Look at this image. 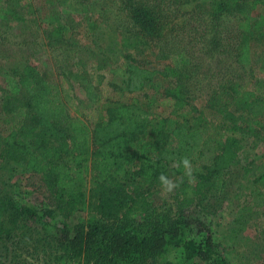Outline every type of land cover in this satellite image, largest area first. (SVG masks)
<instances>
[{"label":"trees","instance_id":"1","mask_svg":"<svg viewBox=\"0 0 264 264\" xmlns=\"http://www.w3.org/2000/svg\"><path fill=\"white\" fill-rule=\"evenodd\" d=\"M261 1L40 0L38 16L33 0H0L2 15L45 22L51 38L60 39L59 50L72 53L73 59L83 55L72 37L76 17L95 12L97 18L89 19L92 28H113L116 38L107 61L93 53L92 65L119 78L109 83L115 96H100L83 62L75 72L76 63L60 65L64 81L72 79L97 105V119L89 126L70 115L54 78L30 63L12 68L21 92L0 89V163L24 165L43 186L48 221L36 206L17 204L0 188V240L21 220L38 219L43 227L34 241L62 264H229L211 225L196 215L219 212L234 171L242 169V181L255 174L242 161L251 153L246 137L264 143V109L260 114L252 109L255 104L264 107V24L254 18ZM204 3L215 22L223 15L238 22L234 75L206 97L196 98L189 89V70L173 71L176 80L170 79L154 107L153 81L158 74L168 75L144 62L152 40L167 24L168 4L182 16ZM215 25L210 44L222 47ZM185 157L192 165L191 182L181 164ZM161 174L178 187L166 192ZM252 182L263 188L264 173ZM158 192L164 196L161 207L151 199ZM4 247L0 264L8 258L19 264L15 248ZM173 253L176 260L170 257Z\"/></svg>","mask_w":264,"mask_h":264},{"label":"rangeland","instance_id":"2","mask_svg":"<svg viewBox=\"0 0 264 264\" xmlns=\"http://www.w3.org/2000/svg\"><path fill=\"white\" fill-rule=\"evenodd\" d=\"M39 2L40 0H33L35 5L33 11L37 12L38 16H40L39 7L36 9V6ZM169 5L166 12L167 24L161 29V36L152 40L151 54L144 62L148 67L167 71L168 75L165 77L164 74H158L153 81L150 96L154 107L158 105L157 98L163 89L170 85V79L176 80L172 76L173 71L179 72L184 69L187 72L189 70L191 74L189 75L191 77L189 89L193 91L196 98L206 97L208 93L220 87L227 78L232 77L235 71L231 66L235 43L234 32L238 25L235 18L223 15L215 22L208 13H205L208 9L207 3L195 12L190 10L182 16L176 15L175 6ZM30 11L32 10H26V13ZM94 14L95 12L92 16L85 11L80 12L76 17L79 24L76 25L72 37L77 39V46L79 44L83 55L78 54L79 58L74 59L72 53L65 51L64 55L59 50L60 39L56 36L51 38V29L45 22L39 21L33 24L28 20L19 21L8 15L0 14V89H4L7 93L20 94L19 78L13 75L12 68L22 63H30L60 84L61 95L70 115L93 126L97 119V105L92 104L84 88L78 86L72 79L71 83L64 81L60 65L76 63L75 72L82 69L78 63L83 62L88 68V77L96 86L95 89L100 96L116 95L109 83L114 79H119L118 75L106 69L98 71L92 65L93 53H97L103 62L107 61L116 34L107 24V28L94 30L89 24L93 18H97L98 14ZM90 18L92 19L89 21ZM254 18L260 24H264V0L255 9ZM216 23H218L216 29L222 33V47L210 44L214 33H209V31L216 27ZM67 33L68 29L65 31V34ZM70 46H72V41L68 43V48ZM67 53L71 55L68 57V62L65 61L67 58H64ZM116 60L117 64L120 63V58ZM117 64L113 67H117ZM252 109L260 114L264 107L261 104H255ZM245 143L251 153L242 162L244 165L248 164L251 175L254 172L255 176H259L264 173V143L247 137ZM240 174H242V169L230 175L231 178L225 187L217 214L206 216L198 211L196 217L206 218V222L211 225L215 231L217 247L225 254L229 264H264V187L260 188L252 182L255 179L254 175L251 176L252 180L242 181ZM239 187L241 195L240 193L237 195ZM0 188L11 194L17 204L36 206L38 215L43 216V221H48L43 215L47 193L37 179L31 177V172L24 165L11 161L0 163ZM163 197L162 192L155 193L151 197L155 207H161ZM84 215L88 217L87 210ZM40 221L38 219L21 220L19 226L12 229L7 239L0 240V246L5 244V247L9 246L11 250L15 248L19 264H62L56 262L49 252L43 250L34 241L33 237H36V232L41 231L43 227ZM193 221L195 222V218ZM11 227L9 224V229ZM170 257L176 260L177 255L173 253ZM4 261L7 264L12 263L9 258ZM67 264L85 263L76 260Z\"/></svg>","mask_w":264,"mask_h":264},{"label":"clouds","instance_id":"3","mask_svg":"<svg viewBox=\"0 0 264 264\" xmlns=\"http://www.w3.org/2000/svg\"><path fill=\"white\" fill-rule=\"evenodd\" d=\"M181 164H182L183 168L185 169V175L190 178V182H191V178H192L191 161L187 157H185L181 160ZM159 180H160V182H161V184L164 187L166 192H171V191H173V189L178 187L177 183L173 182L171 179L166 177L164 174H161L159 176Z\"/></svg>","mask_w":264,"mask_h":264}]
</instances>
